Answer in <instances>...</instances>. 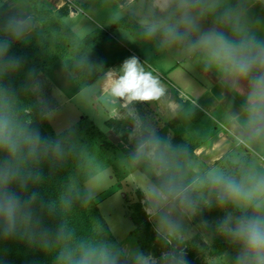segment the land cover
<instances>
[{"label": "clouds", "instance_id": "1", "mask_svg": "<svg viewBox=\"0 0 264 264\" xmlns=\"http://www.w3.org/2000/svg\"><path fill=\"white\" fill-rule=\"evenodd\" d=\"M120 4L117 15L135 19L142 42L214 72L223 87L242 99L239 110L229 113L236 149L208 164L197 160L186 145L159 135L132 106L161 101L166 86L137 57L127 58L118 70H109L105 87L133 112L135 123L129 133L133 183L143 193L145 211L166 250L157 258L117 246L105 238L103 229L88 236L74 231L65 215L77 204H90L97 191L91 181L82 189L67 188L47 205L49 212L58 211L63 218L49 234L37 212L39 195L29 188L42 182L43 164L60 165L69 159L74 138L70 133L44 137L33 120L22 117L24 104L4 80L22 68L23 58L10 57L9 49L12 42L24 41L28 22L9 19L0 38V233L38 243L51 251L54 264H188L186 248L195 234L191 222L215 207L224 215L212 234L223 238L234 253L216 251L207 264H264V16L253 15L256 7L264 9V0H120ZM34 75L29 74L26 90L38 93ZM169 108L175 105L169 103ZM39 116L51 121L55 111L42 107ZM145 170L148 174L142 175ZM197 228L208 244V222L201 221Z\"/></svg>", "mask_w": 264, "mask_h": 264}, {"label": "crops", "instance_id": "2", "mask_svg": "<svg viewBox=\"0 0 264 264\" xmlns=\"http://www.w3.org/2000/svg\"><path fill=\"white\" fill-rule=\"evenodd\" d=\"M18 1L41 24L34 1ZM6 2L0 0V7ZM41 3L50 9L47 8L49 14L42 32L48 41L52 42L51 35L58 36L59 40L57 44L51 43L56 50L55 61L42 67L34 79L39 82L44 73L42 80L53 90L51 94L57 101L55 113L93 90L91 101L102 106L106 128L108 121L120 118L123 112L133 117L123 101L108 94L105 82L109 70H118L127 58L135 56L160 77L167 89L161 101L135 103L132 107L136 115L151 108V123L159 135L173 144L186 145L197 160L208 164H215L236 149L229 113L239 110L242 99L223 87L214 72H206L198 65L163 54L153 44L142 42L135 19L130 14L117 15L118 7H123L120 0H59L56 10L48 0ZM253 15L264 16V9L256 7ZM91 37L97 49L83 58L77 52L78 41ZM85 65L89 68L96 65L95 71L100 77L81 88L77 71H89ZM169 103L175 108L170 109Z\"/></svg>", "mask_w": 264, "mask_h": 264}, {"label": "rangeland", "instance_id": "3", "mask_svg": "<svg viewBox=\"0 0 264 264\" xmlns=\"http://www.w3.org/2000/svg\"><path fill=\"white\" fill-rule=\"evenodd\" d=\"M33 1L36 5L34 9L37 14H42L43 18L48 7L42 5V0ZM48 2L53 10L57 9L59 0H48ZM27 9H23L18 0L17 2L7 0L4 6L0 7V30L4 33V26L9 19L28 22L24 41L12 43L23 50L24 58L40 71L47 63L55 61L56 50L52 44H57L54 39L58 36L54 35V38L51 37L52 42L48 41L42 32L46 27L45 21L38 23L32 14H28ZM44 18L46 20V17ZM92 70H96V65L92 66ZM43 76L44 73L39 78V92H32L33 106L28 107L26 111L29 120H33V123L41 122L39 112L42 107L54 110V107L58 106L51 94L53 90H49L48 84L42 80ZM92 94L93 90H88L80 100L63 105L64 110L55 113L48 123L56 136L61 133H70L73 136L75 150L65 163L70 171L75 173L76 180L83 187L89 181L94 183L97 191L92 200L98 206L100 214L108 223L120 247L140 250L145 254L151 253L159 258L166 249L156 238L154 224L145 211L143 193L133 183L136 177L129 162L133 150V143L129 138L135 123L133 117L123 112L120 118L110 120L106 128L102 106L96 101H91ZM139 116L152 124L151 108ZM147 174L146 170L142 173V175ZM144 215L151 224L150 234L144 228ZM223 215V211L213 207L211 210L203 211L191 222L195 234L186 248L188 264H207V257L216 251L227 250L234 253V249L223 238L212 234V229ZM201 221H207L209 225L206 230L209 237L208 244L204 243L197 228ZM141 235L144 236V243L149 241L147 235L153 237V243L146 251L142 250L140 244Z\"/></svg>", "mask_w": 264, "mask_h": 264}, {"label": "trees", "instance_id": "4", "mask_svg": "<svg viewBox=\"0 0 264 264\" xmlns=\"http://www.w3.org/2000/svg\"><path fill=\"white\" fill-rule=\"evenodd\" d=\"M48 12L45 13L44 17H47ZM39 21H45L42 18V14H37ZM52 28L55 25L52 24ZM50 32V31H49ZM5 34L0 30V38H4ZM54 38L53 35H51ZM59 38L54 39L55 43H58ZM94 46V38H89L84 41H78V53L83 58L88 56L92 51H96ZM9 56L22 57L23 65L22 68L14 74L9 75L5 78L4 83L11 87L14 92L19 96L23 102L21 115L25 120H29V116L26 111L28 107L32 105V92L26 90L28 84V77L31 72L34 71V78L38 75L39 70L30 62L25 59V53L20 50L16 44H11L9 49ZM85 60V59H83ZM86 66V65H85ZM88 67V66H86ZM89 71H77L79 76V85L82 87L90 84L100 77L99 73L92 68ZM33 106V105H32ZM110 121L107 123L109 124ZM33 126L38 128L41 135L47 138L55 139L56 134L50 127L48 121L34 122ZM42 182L38 185L30 186L29 192L35 191L39 195L37 203V212L41 217L42 227L46 229L49 234H54L55 230L62 223V216L58 211L47 210V205L55 200L59 194L67 188L82 189L83 185L76 180L75 173L71 172L67 164L64 162L60 165H50L45 163L41 166ZM17 191H19L17 189ZM41 203L44 205L41 208ZM145 220V230L151 232V224ZM66 223L78 234L88 236L94 233H98L103 229V234L106 239L120 247L115 236L111 232L108 223L100 214L98 206L92 200L90 204L81 206L77 204L73 210L69 211L65 215ZM149 241L144 243V236H140V244L142 250L146 251L150 248L153 243V237L147 235ZM0 264H54V255L51 251L44 249L36 242H30L28 239L21 237L20 235H14L10 237H4L0 233ZM196 264V263H191Z\"/></svg>", "mask_w": 264, "mask_h": 264}]
</instances>
